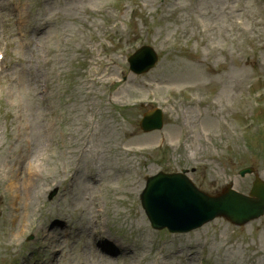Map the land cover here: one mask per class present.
Wrapping results in <instances>:
<instances>
[{
	"label": "rangeland",
	"instance_id": "rangeland-1",
	"mask_svg": "<svg viewBox=\"0 0 264 264\" xmlns=\"http://www.w3.org/2000/svg\"><path fill=\"white\" fill-rule=\"evenodd\" d=\"M179 1L182 2L183 0ZM24 2L27 6L33 5L38 11L34 20L37 23H45L43 26L45 32L37 36L34 31H31L30 36L38 43L34 44L35 48L31 47V49L25 50L26 54L24 53L22 56L26 61L28 57L35 65L39 64V71L44 77L49 76V83L60 86L70 101L62 121L56 124L46 137L42 126L45 123V118H49V121L52 119L50 112L40 104V98L36 94L28 95L31 104L28 111L36 124L33 136L35 147L31 164L35 160L37 167L33 165L26 172L29 175L25 174L23 181L27 193L23 192L17 199L20 204L19 214L25 221L24 223L21 222L23 226L20 229H27L31 223L34 225L42 223L40 220L46 217L44 210L48 211L50 206L59 198L58 196L55 200L47 201V194L52 186H57L56 184L62 176L69 178L72 174L73 162L77 156V140L82 141L88 132L89 144L91 149L96 150V152L83 156L79 161L84 166L80 174L86 175V179L81 183V189L84 185H89L88 176L90 174L95 175L103 185L88 191L87 196L80 195V188L75 181L64 190L62 186L60 190L63 199L61 210L48 211L49 215L55 217L57 214L63 213L67 215L66 224L70 225L77 221V212H86L85 217L79 220L88 219L89 228L92 226V229L96 227L97 230L100 227V221L105 220L108 216L110 221L108 223L111 224L112 228H115L113 230L115 240L122 243L123 248L129 249L133 254L138 256L144 254L148 257L139 264H161L162 262L174 264L172 254L178 249L186 250L191 247L193 249L190 252L192 258L193 252L195 251L196 256H198L199 250L204 245L209 246L207 254L211 253L212 264H264V220L240 232L232 228L234 230L233 242L230 245L225 244L223 239L229 238L232 230H226L228 226L222 221H217L203 228L189 239L186 237L181 239L176 236L153 239L151 236L153 234L144 228L146 221L139 206L138 195L143 188L146 177L150 175V171H157L160 168L165 169V171H173L176 168L191 169L197 162H200V165L205 166V168L202 170L195 169L194 172L189 173L190 177L205 191L216 192L223 184V172L227 171L229 174H234L238 166L243 167V165L250 163L256 166L264 164V148L260 144L256 148V153H252L245 149L250 145L248 139H238L227 132L224 136L221 135L222 141L219 142L214 123L204 127L205 130L203 131L188 132L182 148L174 150L181 126L172 113L168 114L163 135L167 154H157L150 151L137 153V151L132 150L144 146L146 148L155 147L158 134H138L139 132L135 131L134 126L136 123H122L115 119L117 116L114 115L113 108L108 102L140 101L151 98V95L160 101L164 98V90L169 84L174 82L186 84V80L173 81V73L177 70L169 52L173 16L171 0L164 2L165 5L159 12V19L155 21V25L160 26V33L151 29L148 36V40L154 41L163 50L164 57L160 67L144 77L128 76L127 81L110 94L113 98L118 99L117 101L111 99L106 101L103 89L100 87H94L90 92L86 91L79 94L75 85L77 62L85 59L83 51L78 48L77 38L80 37V34L77 33L78 24L85 14L84 20L88 22L87 27L99 28L102 19L92 20L89 14L83 13V10L88 6L101 8L105 0H24ZM140 2L147 7L148 11L153 12L162 0H140ZM0 5H2V0H0ZM42 8L48 10L46 15L41 13ZM183 14L198 23L200 28L203 20L205 24H213L221 15L216 3L205 7L203 0H199L197 6L183 12ZM91 34L95 38L100 35L99 32H92ZM19 45L20 41H17V46ZM127 54L124 53L119 56V59L122 60L118 62L123 66H125L124 58ZM242 66V63L235 64L236 68ZM52 70L63 71L62 79L58 84L53 81L50 72ZM120 70V67L116 66L106 70L104 75L112 79L119 76ZM104 71L105 69L101 70V72ZM15 77L18 78L17 75ZM87 93H89L88 96H86ZM141 114L142 111L138 110L129 118ZM94 122L97 127L93 129L91 126ZM49 127L51 128V125ZM127 132H131L132 135L126 137L125 133ZM262 134L264 135V133ZM66 135L71 138L66 144L55 145L53 143L54 139L61 141V139H65ZM11 139L22 141L20 129L11 132L4 121L0 120V179L3 181L5 180L4 177L8 178L11 174L18 173L21 175L26 163V160L23 161L20 147L13 146ZM223 143L225 148L221 146ZM236 149L238 152L233 153ZM189 151H192V155ZM92 158L94 161L87 164L88 160H92ZM227 161L231 163V167L227 166ZM59 170L64 174H59ZM259 170L264 175V167ZM210 178H216V182L212 185ZM240 180L236 178V184L247 187V182ZM80 198H85L83 203L80 202ZM77 203H80L81 207H78ZM100 203L102 212L101 208H95ZM14 226L15 223L10 225L7 221H0V236H3L10 229L18 238L19 234L13 231ZM257 226L261 227L260 231H255ZM196 234H199L200 237H196ZM150 239H152L153 247L158 251H148L151 247L147 245ZM162 239H164L163 242H161ZM168 242H172V244L167 245ZM139 247H142L143 251ZM216 249L222 250L220 257L215 256ZM66 252L71 257L68 264L82 260L81 253L77 252V244L66 249ZM1 254H3L2 250H0ZM128 256L131 257V255ZM87 259L91 263L94 261L93 256ZM46 262L45 259L44 263ZM86 264H89V261Z\"/></svg>",
	"mask_w": 264,
	"mask_h": 264
}]
</instances>
